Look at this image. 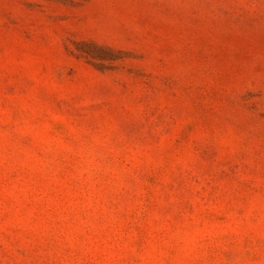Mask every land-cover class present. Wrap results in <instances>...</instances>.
Returning a JSON list of instances; mask_svg holds the SVG:
<instances>
[{
  "label": "rangeland",
  "instance_id": "obj_1",
  "mask_svg": "<svg viewBox=\"0 0 264 264\" xmlns=\"http://www.w3.org/2000/svg\"><path fill=\"white\" fill-rule=\"evenodd\" d=\"M0 264H264V0H0Z\"/></svg>",
  "mask_w": 264,
  "mask_h": 264
}]
</instances>
